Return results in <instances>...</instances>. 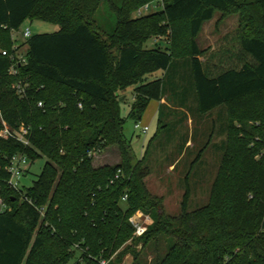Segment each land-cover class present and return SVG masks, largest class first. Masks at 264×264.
Returning a JSON list of instances; mask_svg holds the SVG:
<instances>
[{
    "label": "trees",
    "instance_id": "obj_1",
    "mask_svg": "<svg viewBox=\"0 0 264 264\" xmlns=\"http://www.w3.org/2000/svg\"><path fill=\"white\" fill-rule=\"evenodd\" d=\"M157 1L106 0L111 16L100 24L93 0H0L8 53L19 51L14 35L26 21L59 26L26 40L27 63L16 66L17 76L0 54V115L11 130H29V145L0 135V264H124L128 254L138 258L139 245L162 241L166 253L155 264H264V0L248 5L258 13L249 11L248 34L240 39L256 64L217 76L208 75L197 38L217 11L248 7L241 0H161L160 11L133 16ZM182 22L190 48L183 80L174 36L167 50L147 47ZM160 71L163 79L148 80ZM170 76L182 81L183 106L191 97L198 115L219 107L228 113L209 202L189 211L187 178L177 216L148 190L150 168L135 157L120 107L121 93L135 87L128 117L138 123L151 101L164 98ZM19 82L28 84L23 97ZM165 128L159 121L151 143ZM109 148L118 162L97 166L96 155ZM16 155L48 160L22 194L8 185ZM138 211L153 224L135 239L131 218Z\"/></svg>",
    "mask_w": 264,
    "mask_h": 264
},
{
    "label": "rangeland",
    "instance_id": "obj_2",
    "mask_svg": "<svg viewBox=\"0 0 264 264\" xmlns=\"http://www.w3.org/2000/svg\"><path fill=\"white\" fill-rule=\"evenodd\" d=\"M250 2L252 0H241V3L246 5V8L248 7L247 10L217 11L213 20L203 25L197 38V44L204 52L201 60L208 75L217 76L231 68L240 69L244 64L253 66L256 64L249 55L244 54L240 42L242 36L248 34L249 11L254 10L253 12L258 13L254 7L248 6ZM92 4L98 6L95 17L100 24H104L111 16L106 0H93ZM161 9L162 2L159 0L141 8L133 16H145ZM253 25L260 27L258 20ZM27 29L34 36L57 32L59 26L41 21H26L14 35L20 55H25L27 52L26 39L23 37V32ZM0 36V38H4V36ZM173 36L176 38L174 44L175 57L178 59L176 63L179 66V75L183 80L190 56L187 23L177 24L175 30H169L165 36L152 39L147 43V47L157 46L167 50L172 45ZM155 39L158 40L157 43L154 41ZM7 49L6 43L0 39V54ZM164 77V73L160 71L149 76L148 80L163 79ZM171 77L167 79V91L160 101V106L159 101H151L141 120L138 121L143 126H149L150 130L146 135L141 130H136V120L128 117L134 103L135 87H130L122 92L124 99H121L120 107L121 116L126 120L125 136L131 141L135 157L137 160L145 157L146 165L150 168L151 173L146 179L148 190L153 195L164 199V209L168 215L177 216L181 213L187 178H189L190 187L189 211L202 208L209 202L212 186L225 151L228 113L225 107H219L206 115H198L191 97L187 106H183V99L180 96L182 81L180 79L171 80ZM175 85L178 86L175 87ZM159 121L166 128L151 143V139L158 130ZM115 153L114 149L109 148V150L96 155L95 164L99 166L106 163H117L119 159ZM200 154L201 158L197 163ZM47 161L45 157L35 161L28 159L29 173L20 177L21 186L25 189L30 188L41 175ZM139 212L141 211L136 213ZM136 249L140 254L138 258L135 259L134 255L128 254L124 259V264H133L134 262L155 264L157 258L166 253V242H160L159 246L155 242H150L144 248L141 244Z\"/></svg>",
    "mask_w": 264,
    "mask_h": 264
},
{
    "label": "built area",
    "instance_id": "obj_3",
    "mask_svg": "<svg viewBox=\"0 0 264 264\" xmlns=\"http://www.w3.org/2000/svg\"><path fill=\"white\" fill-rule=\"evenodd\" d=\"M148 6V5H147ZM23 37L27 40L32 37L31 32L29 29L23 32ZM156 43L158 42L157 39L154 40ZM2 55L5 57L10 58L13 61V67L11 69L10 74L13 76L18 75V69L16 68L17 65L26 64V58L23 55L19 54V51H16L15 53H8L7 51L2 52ZM28 87L27 83L19 82L17 83V91L18 94L23 97L25 95V89ZM39 106H42V103L39 104ZM0 120L2 123V130L0 132V135L5 138H14L24 145H29L28 135L29 130L25 127H21L18 130H11L7 123L3 120L2 116L0 115ZM136 130H141L142 133L145 135L149 132V126H143L140 122L135 124ZM29 169L28 164V158L24 155H16L11 159L10 166L8 167V172L10 174V179L8 181L9 188L19 194L21 193V183H20V177L26 173V171ZM119 178V175L116 177ZM128 199L127 196L123 198V201L126 202ZM131 222L134 227V238H141L146 234L148 231V228L153 224V220L149 215H146L142 212L136 213L132 219ZM261 232L264 235V220H263V226ZM133 240V239H132ZM132 240L129 242V244L132 243ZM100 264H108L107 261H101Z\"/></svg>",
    "mask_w": 264,
    "mask_h": 264
},
{
    "label": "crops",
    "instance_id": "obj_4",
    "mask_svg": "<svg viewBox=\"0 0 264 264\" xmlns=\"http://www.w3.org/2000/svg\"><path fill=\"white\" fill-rule=\"evenodd\" d=\"M121 99H124V97H123V94L121 93ZM132 99H133V96H132ZM158 104H159V106H160V102H158ZM3 209H4V206H3V204H2V201H1V199H0V213L3 211Z\"/></svg>",
    "mask_w": 264,
    "mask_h": 264
}]
</instances>
